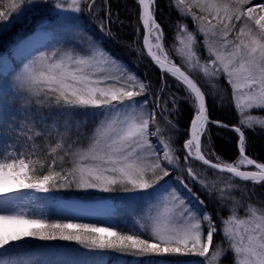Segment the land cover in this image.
<instances>
[{
    "label": "snow or ice",
    "instance_id": "obj_1",
    "mask_svg": "<svg viewBox=\"0 0 264 264\" xmlns=\"http://www.w3.org/2000/svg\"><path fill=\"white\" fill-rule=\"evenodd\" d=\"M174 2L182 17L190 15L197 24L195 33L186 25H177L174 39L179 46L174 51L181 64L171 60L164 48V30L154 15L156 0H137L147 55L160 68L162 79L165 73L170 74L194 99L190 136L183 143L184 160H198L213 171L230 174V180L251 182L253 188L262 186L264 163L246 154V137L241 126L253 130L255 125L264 127V118L250 114L264 111V2ZM97 3L98 0H55L54 6L75 14L87 11L92 16L105 11L110 24L109 0H102L100 8ZM33 7H39L35 0H0V33L23 20ZM99 28L106 36L114 35L103 20ZM199 34L203 35V47L208 54L203 64L196 51ZM197 71L203 73L213 88L221 76L230 85L231 99L241 117V126H234L239 134V156L232 163L218 156L214 163L201 150V136L207 132L209 117L206 93L190 74ZM15 83L27 105L58 114L64 131L57 127L53 141L51 129L40 130L30 117L16 123L15 117H5L4 107H0V136H5L6 128L8 135L16 138L7 145L0 140V264H10L2 258L3 250L14 249L15 242L25 238L76 241L89 249L142 258L138 264H172V257L190 255L204 258L200 264H217L229 250L233 253L232 264H264V200L258 198V202H253L249 194V202L242 206L239 200L227 195L239 185L229 182L217 188L215 181L201 179L192 167L180 169L182 173L186 171L187 177L177 176V181L189 192L186 180L197 182L210 196L217 194L219 201L231 202L229 216L221 220L228 247L214 245L217 226L212 214L194 209L176 188L160 186V181L172 174L170 166L180 168L171 137L163 138L161 121L157 119L159 112L165 124L176 128L165 115L171 112L169 102L161 103V97L156 96L155 106L145 114L143 109L150 104L146 97L151 85L129 72L99 41L89 37L82 39L78 50L54 49L39 54L16 74ZM171 103L174 109L177 99L172 98ZM89 111L93 116L91 127L88 120L79 118ZM152 126L155 131H150ZM150 136L156 138L155 144ZM41 138L45 140L43 147L36 143ZM242 166H254L256 170L243 171ZM58 189L136 194L152 190L157 196L149 206L147 224L118 229L79 222L74 216L51 219L47 214L21 207L17 198L8 195L22 190L48 193ZM196 198L206 208L204 201ZM241 207L243 216L239 215ZM3 222L18 227L7 228Z\"/></svg>",
    "mask_w": 264,
    "mask_h": 264
},
{
    "label": "rangeland",
    "instance_id": "obj_2",
    "mask_svg": "<svg viewBox=\"0 0 264 264\" xmlns=\"http://www.w3.org/2000/svg\"><path fill=\"white\" fill-rule=\"evenodd\" d=\"M35 2L39 4V7L31 8L26 13V17L23 20L13 23L8 28V30L0 33V48H3L0 49V59L1 57H6L8 62L7 69L2 68L0 64V107H4V116L15 117L16 123H20L25 117H30L36 120L40 130L51 129L52 139L54 141L57 127H59L61 132L64 131L62 127V120L58 114L54 115L49 109H37L35 105H27L24 102L23 97L17 92L15 83L16 74L24 67L25 64L41 53L51 52L54 49L66 48H75L78 50L82 45V39H87L89 37L93 39V37L86 30V21L88 18H83V15L86 11L75 14L71 11L57 9L54 6L55 0H35ZM172 2L174 4V8L173 10L172 8L168 10L169 13L172 12L170 14H172L177 19H175L177 22L175 24V33L177 30V25H186L189 31L195 33L197 28L196 22L193 21L190 15L187 17H182L180 11L176 8L174 0H172ZM254 2H264V0H254ZM193 11L198 15L201 14L197 9H193ZM38 28L40 30L42 28H48L51 30V36H49V40H45L43 46L31 51L27 57H14L11 52L18 44L19 40L24 37L22 34L27 32L29 33V31ZM18 33L20 34L19 36H17ZM152 42L155 44L156 41L154 38ZM163 44L165 45L164 40ZM203 45V35L199 34L197 36L196 51L198 56H200L202 64L208 58V54ZM177 46H179L178 42L172 44V50L174 53V47ZM164 48L166 49L165 46ZM168 54L172 60L173 58L170 56L169 52ZM178 58L180 59V57ZM123 65L125 64L123 63ZM127 67L128 66H126V68ZM127 70L131 73H135L130 68H127ZM192 73L195 74V76L199 78V80H201L205 86L211 88V93L213 94L212 96L214 98L218 97L220 94H226L231 97L230 85H228L226 79L223 76L220 77L219 81L216 83V87L213 88L210 86L207 78L204 77L202 72L197 71ZM222 78L225 82L222 81ZM137 99L140 100L142 98L137 97ZM5 105H7V107H5ZM213 106H215V104H213ZM151 108L152 107H150L149 104V106L144 108L143 111L145 114H147ZM250 114L264 118V111H252ZM41 117H44V119H41ZM79 118L88 120L89 127L92 126L91 121L93 120V116L91 111L88 112L87 116H82ZM96 118L99 119L98 116ZM11 122V119H9V123ZM3 131L5 136H0V140H2L5 145L14 143L16 139L15 135H8L6 128ZM73 139H75V129H73ZM149 139L154 144L156 143L155 137H152L151 139L150 136ZM21 143H23V141H21ZM210 156L212 157V155ZM179 165V169H176L174 166H170L173 167L172 174L160 181V186H164L169 190L171 188H176L180 195L184 197L187 203L194 209L201 208L202 211H207L206 208H202V206L198 203L196 197L198 196L199 199L204 200V197L207 198L209 193L202 190L200 185L195 181L186 180L189 188H191V192L185 189L177 181V176L184 175L187 177L186 171L182 173L180 169H186L189 166L194 169L201 179L215 181L217 188L223 187L229 182L239 185L237 190H234L227 195L239 200L242 206L247 205L249 202V194H251V200L256 202L255 199L258 196L253 193V191L247 187V184H245L239 178L230 180L223 175L210 174L206 170H202L201 168H196L191 165L190 160L188 162H185V160H179ZM242 168L253 169L254 167L242 166ZM156 196L157 193L152 190L149 192L136 194L122 191L103 192L96 189L87 191L75 189H58L52 190L48 193H37L36 197L38 200L37 202L33 203L29 209L47 214V216L51 219L74 216L79 220V222L97 223L106 227L116 226L118 229H134L138 223H148L147 217L149 206L155 203ZM70 200H77L79 203H71L76 207L73 206L70 208ZM228 203L229 204L226 208L227 215L224 218H227L230 214L229 209L231 208V202L228 201ZM98 204H100L101 207H91L92 205L96 206ZM86 205L91 206H89L90 208H87L85 207ZM76 212H82V214ZM84 213H92L99 216H93V218L92 216H87ZM239 215H244L242 207L239 209ZM221 220L222 219L218 221L214 220L217 226V232L214 234L213 238L214 245L219 244L223 248L227 249L228 245L226 239L223 236V225L221 224ZM203 230L206 234V224L203 225ZM3 251L5 254L2 258L10 261V264H138V262L142 259L139 257L122 256L110 250L89 249L84 245L77 243L76 241H66L60 239L40 240L37 238H25L23 241L15 242L14 249H6ZM203 260L204 258L196 257L194 255L171 258L172 264H200V262ZM232 262L233 253L229 250L227 251L226 255H224L217 262V264H232Z\"/></svg>",
    "mask_w": 264,
    "mask_h": 264
},
{
    "label": "trees",
    "instance_id": "obj_3",
    "mask_svg": "<svg viewBox=\"0 0 264 264\" xmlns=\"http://www.w3.org/2000/svg\"><path fill=\"white\" fill-rule=\"evenodd\" d=\"M101 6L102 0H98L97 7L100 8ZM108 7L111 11V23L109 24L105 11H99L97 16H92L86 11L83 15V18H88L86 21V30L93 39L101 43L102 47L107 52L116 59L121 60L128 66L127 68H130L144 82L151 85L150 91L146 97L150 101V107L155 106L153 101L156 96L161 97V103H163L164 100L169 102L167 107L171 112L165 113V115L176 125V128L172 129L165 124L159 112L157 119L161 121L160 127L162 129L163 138L167 139L171 137L172 147L175 149V156L178 157L180 161H184L185 150H183V143L188 138L190 122L195 114L193 107L194 99L187 91L186 87L170 74L165 73L162 79L161 70L153 64L144 52L142 47L143 27L142 22L139 20L140 8L137 0H109ZM154 7L156 19L161 23L164 30V46L175 62L181 64L180 59L172 50V44L176 42L174 38L175 24L177 22L175 21L176 17L170 14L172 12L169 13V10L170 8L173 10L174 4L172 0H156ZM101 20L109 25L114 34L113 36H106L100 31L99 23ZM137 28H139V33H137ZM19 35L18 33L17 36ZM190 74L196 79L206 93L210 119L212 121L222 120L229 126H241L239 124L240 116L234 107L231 97L226 94H220L218 97L214 98L211 93V88L205 86L195 74ZM222 81L225 82L223 78ZM164 85H166V87H164ZM162 87H164V90L161 92ZM172 98L177 99V105L174 109L171 103ZM213 104L216 106H213ZM241 127L246 137V154L250 158L264 163V128H262V126H254L253 130L246 126ZM150 131H155V126H152ZM237 142L238 135L236 133L228 128L218 127L215 124L213 125V123H209L207 132L202 138L201 149H203L208 159L214 162H216L215 159L218 156L222 161L232 163L236 161L239 156L238 147H236ZM36 143L43 147L45 140L42 138L37 139ZM210 155H212V157ZM190 162L194 167L206 170L210 174L223 175L226 178L230 177V175L207 169L195 160H190ZM244 183L258 196L255 199L256 202H258V198L259 200H264V185L253 188L251 182ZM203 201L206 205V210L212 214L213 220L218 221L226 217V208L229 203L226 201H219L217 199V194H213L212 196L208 195L207 198L204 197Z\"/></svg>",
    "mask_w": 264,
    "mask_h": 264
},
{
    "label": "bare ground",
    "instance_id": "obj_4",
    "mask_svg": "<svg viewBox=\"0 0 264 264\" xmlns=\"http://www.w3.org/2000/svg\"><path fill=\"white\" fill-rule=\"evenodd\" d=\"M42 41L43 40L41 39V37H36V36H32V37H28V38L23 39V40H19L18 44L15 46V48L13 49V51L11 53L13 54L14 57H17V58L27 57L28 54L31 51H33L34 49H36L37 47H39V45H40V43ZM117 60H119V59H117ZM119 61H121V60H119ZM7 63L8 62L6 60V57H1L0 64H1L2 68H6L7 69V67H8V64ZM207 104H208V102H207ZM209 119H210V117H209ZM211 121L212 120L210 119V122ZM217 121H220L221 123L220 124L213 123V125L215 124L218 127L228 128L231 131H233L234 133H236L235 130H234V125L233 126H229L226 122H224L222 120H217ZM189 129H190V127H189ZM236 134L239 137V134L238 133H236ZM189 136H190V134H188V138H189ZM203 136L204 135L201 136V140H202ZM236 147H238V142H237V146ZM37 193L39 194V191H35V190H22L20 192H10V193H8V195L10 197L17 198L16 199V203L19 204L21 207H24V208L29 209V207H31V205L33 203L37 202V200H38V198L36 197ZM73 204H75V203H73ZM73 204H71V202H69L70 208L73 207V206L76 207ZM89 206H91V205H86L85 207L90 208ZM97 206L98 207H101L100 204H98L96 206H93L92 205L91 207L95 208ZM31 210H33V209H31ZM85 211H89V210H85ZM76 213L82 214V212H76ZM3 224L7 228L18 227V225H13L11 222H3Z\"/></svg>",
    "mask_w": 264,
    "mask_h": 264
},
{
    "label": "water",
    "instance_id": "obj_5",
    "mask_svg": "<svg viewBox=\"0 0 264 264\" xmlns=\"http://www.w3.org/2000/svg\"><path fill=\"white\" fill-rule=\"evenodd\" d=\"M155 19H156V15H155ZM143 47V46H142ZM144 51H145V53L147 54V50L146 49H144ZM147 57H149L148 55H147ZM150 58V57H149ZM151 59V58H150ZM152 61V60H151ZM153 62V61H152ZM154 63V62H153ZM155 65V64H154ZM156 66V65H155ZM156 67H158V66H156ZM160 69V68H159ZM194 79V78H193ZM199 85V84H198ZM200 86V85H199ZM206 106H207V109H208V105H207V99H206ZM209 116V115H208ZM193 118V117H192ZM209 122H210V119H209ZM189 134H190V132H189ZM201 148H202V146H201ZM202 150V149H201ZM202 152H203V150H202ZM203 154H204V152H203ZM206 156V155H205ZM207 158V157H206ZM197 162H199L200 164H202V162H200V161H198V160H196ZM215 163V162H214ZM203 165V164H202ZM205 166V165H204ZM205 167H207V166H205ZM208 168V167H207ZM210 169V168H209ZM241 170H243V171H255V170H248V168L247 169H241ZM218 172V171H217ZM226 175L228 174V173H225ZM228 175H230V174H228Z\"/></svg>",
    "mask_w": 264,
    "mask_h": 264
}]
</instances>
